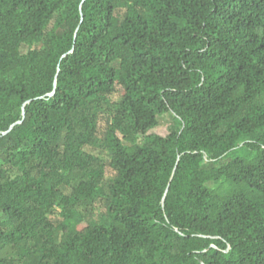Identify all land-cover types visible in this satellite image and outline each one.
<instances>
[{
  "label": "trees",
  "instance_id": "1",
  "mask_svg": "<svg viewBox=\"0 0 264 264\" xmlns=\"http://www.w3.org/2000/svg\"><path fill=\"white\" fill-rule=\"evenodd\" d=\"M0 264H264V0H0Z\"/></svg>",
  "mask_w": 264,
  "mask_h": 264
},
{
  "label": "rangeland",
  "instance_id": "2",
  "mask_svg": "<svg viewBox=\"0 0 264 264\" xmlns=\"http://www.w3.org/2000/svg\"><path fill=\"white\" fill-rule=\"evenodd\" d=\"M119 98V92L117 91L116 93H114L113 95V99L117 100ZM172 115L170 114H166L163 117L160 118V122L161 125L156 129V131L158 133H167V129H168V125L172 123ZM106 124V116H102L101 120H100V127H104ZM95 154H99L101 155L106 161H108V157L106 156V154L102 151H100L99 149L94 151ZM113 175L112 170L107 167L106 169V176L105 178L108 179L109 177H111ZM98 209H95V212L97 213Z\"/></svg>",
  "mask_w": 264,
  "mask_h": 264
},
{
  "label": "water",
  "instance_id": "3",
  "mask_svg": "<svg viewBox=\"0 0 264 264\" xmlns=\"http://www.w3.org/2000/svg\"><path fill=\"white\" fill-rule=\"evenodd\" d=\"M166 193H167V189H166V191H165V193H164V195H163V197H162V203L164 202V199H165Z\"/></svg>",
  "mask_w": 264,
  "mask_h": 264
}]
</instances>
